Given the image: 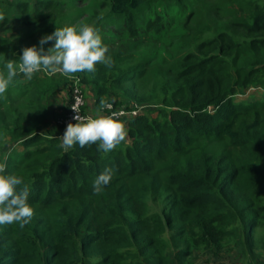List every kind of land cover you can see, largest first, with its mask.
I'll return each mask as SVG.
<instances>
[{
  "label": "trees",
  "instance_id": "obj_1",
  "mask_svg": "<svg viewBox=\"0 0 264 264\" xmlns=\"http://www.w3.org/2000/svg\"><path fill=\"white\" fill-rule=\"evenodd\" d=\"M60 1L0 0V31L13 26L29 32L17 44L7 36L0 40V70L7 60L19 62L24 40L39 49L41 38L60 28ZM98 1L105 10L92 17V25L112 19L123 31L103 39L110 66L98 63L94 73L70 80L59 72L38 71L31 79L19 74L6 98L0 97V160L8 155L6 172L23 178L34 209L23 228L0 225V264H175L169 249L184 262L194 249L213 251L229 239L253 255L254 231L264 227V99L240 104L232 98L247 86L264 88V58L253 57L245 70L235 56L245 43L251 49L264 45L263 0L246 2L251 22L232 25L248 42L227 31L200 33L176 69L167 67L163 43L150 72L161 100L179 97L174 104L181 108L165 113L162 122L146 116L144 107L134 117H121L127 138L108 153L96 144L65 150L57 120L75 86L85 98L82 114L91 115L87 90L95 109L103 100L128 112L131 106L110 95L117 90L142 101L138 81L155 61H139L148 55L142 48L135 64H127L134 58L126 56L135 50L131 41L140 38L137 16L153 0ZM144 26L159 32L160 20ZM65 83L70 100L53 110ZM105 168L114 170L113 179L97 195L93 184Z\"/></svg>",
  "mask_w": 264,
  "mask_h": 264
},
{
  "label": "rangeland",
  "instance_id": "obj_2",
  "mask_svg": "<svg viewBox=\"0 0 264 264\" xmlns=\"http://www.w3.org/2000/svg\"><path fill=\"white\" fill-rule=\"evenodd\" d=\"M247 1L250 0H153L148 8L144 7L138 14L136 25H139L140 38L139 40L131 41L132 48L135 47V50L127 47L128 49H132V52L129 55L126 54L128 57L134 58V62L132 59L127 63L129 65L138 62L136 60L139 59L136 50L139 48L148 51V55L142 58V60L139 59V61L144 63V60H155L152 66L148 64L143 65L146 72L138 81V86L143 90L145 98L138 103L132 102L123 96L122 91L117 90L109 98L126 107L137 106V115L141 113L138 111H143L141 107H144L147 110L146 116L154 120L161 119L162 122L165 113L180 107L174 104V102L179 100V97H167L164 102L161 100V93L157 90L158 86H155L156 78L154 81V75L150 72L159 60L158 55L162 45L166 44L168 49L164 53L167 67L176 69L182 57L186 53L194 51V36L196 35L195 38L198 39L200 33L211 32L216 35V33L221 31H227L234 33L240 43H242L244 38L248 42L250 39L245 36L243 31L232 28V25L237 22H251L253 15L248 10ZM104 10L102 6L100 7L98 0H61L55 12V16H58L56 24H59L60 28L73 26L78 23L92 25L95 24V19H92V17L98 18ZM156 19L160 20L159 32H148L145 30L144 24L146 22H153ZM95 28L99 30L102 39L116 38V32L119 34L123 32L120 29V24L116 20L112 21V19L104 20V22L98 24ZM174 30H177L179 33L172 34ZM28 35L29 32L24 28L17 29L9 26L0 31V40L7 36L8 40H13L17 44V40L20 38L25 39ZM208 37L209 35L200 38V40H207ZM25 42L26 40L22 43L21 52H23L24 48L30 47ZM136 43L144 45V48ZM46 44V52L48 48L54 46L51 42ZM235 56L237 67H244L245 70H250V66L247 65L250 59L253 57L264 58V45L257 43L255 48L251 49L245 43L236 51ZM67 78L70 80V77L67 76ZM229 84L232 85V83ZM125 86L127 87L128 85ZM66 88H68V83H65V87L59 90L60 93L56 95L57 97L54 100L56 107H65V104L70 100L69 92ZM85 95L86 98H89L87 111L95 116L97 109L94 108V97L91 91L88 90ZM232 99L235 103L240 104L261 102L264 99V88L260 86H247L238 89ZM60 135L63 136L61 131ZM127 143L129 144L128 140L125 142V145ZM158 206L156 204V207ZM252 245L253 255L247 253L246 250L244 252L240 246L235 245L230 239L223 241L222 245L213 251L194 249L186 256L184 262L176 258L175 254L177 252L172 249H169L167 254L173 259L175 264H264L263 226L254 231Z\"/></svg>",
  "mask_w": 264,
  "mask_h": 264
},
{
  "label": "clouds",
  "instance_id": "obj_3",
  "mask_svg": "<svg viewBox=\"0 0 264 264\" xmlns=\"http://www.w3.org/2000/svg\"><path fill=\"white\" fill-rule=\"evenodd\" d=\"M0 15V22L4 20ZM55 41L54 46L45 50L43 45ZM41 47L35 46L23 49L22 56L17 60H7L4 70H0V97L6 98L10 86L15 78L23 74L31 79L38 71L49 74L57 72L71 78L80 72H95L96 64L107 66L112 64L107 55L109 49L103 43L99 30L87 23H78L73 26L56 28L51 35L40 40ZM109 107L101 100L100 108L95 116L83 117L77 113L76 123H68L63 134L62 144L65 150L79 144L80 147L98 145V151L108 153L124 142L128 135L126 121L120 119L121 111H112L104 115L103 110ZM7 159L5 154L0 160V225L19 224L23 228L34 216V209L28 203L29 189L23 178L15 174H7ZM114 170L105 168L93 184L94 192L99 195L113 179ZM21 185H24L21 187Z\"/></svg>",
  "mask_w": 264,
  "mask_h": 264
},
{
  "label": "built area",
  "instance_id": "obj_4",
  "mask_svg": "<svg viewBox=\"0 0 264 264\" xmlns=\"http://www.w3.org/2000/svg\"><path fill=\"white\" fill-rule=\"evenodd\" d=\"M71 98H72V102L70 103L68 110L66 111V113L64 114V116L62 118H59L57 120V125L60 127V131L62 134H64L68 123L74 124L77 122L74 119V117L77 115V113L73 111L72 107H75L77 109L78 114L80 116H83V117L91 116V115L82 114V112H81V107L84 106L85 98L83 97L82 90L79 87L75 86L73 88ZM106 105H108L109 107H106L103 110L104 115H110L112 111H121L123 113V115L121 117H127V116L134 117L137 115V110H138L137 106H132L131 110H129L127 112L122 108L114 110L113 106L111 104H106ZM141 108H143V107H141Z\"/></svg>",
  "mask_w": 264,
  "mask_h": 264
},
{
  "label": "crops",
  "instance_id": "obj_5",
  "mask_svg": "<svg viewBox=\"0 0 264 264\" xmlns=\"http://www.w3.org/2000/svg\"><path fill=\"white\" fill-rule=\"evenodd\" d=\"M57 107L55 106V104H53V110H55Z\"/></svg>",
  "mask_w": 264,
  "mask_h": 264
}]
</instances>
